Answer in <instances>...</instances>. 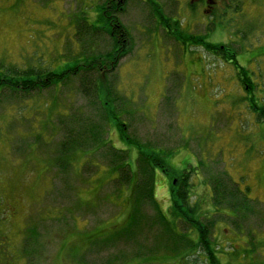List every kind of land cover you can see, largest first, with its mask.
<instances>
[{
  "label": "rangeland",
  "instance_id": "1",
  "mask_svg": "<svg viewBox=\"0 0 264 264\" xmlns=\"http://www.w3.org/2000/svg\"><path fill=\"white\" fill-rule=\"evenodd\" d=\"M104 1L0 0V65L57 70L82 61L85 46L91 56L111 52L105 32L89 39L90 30L106 26L99 18ZM120 2L124 13L113 16L129 32L131 46L111 76L118 98L109 105L113 118L81 93V82L92 84L84 72L27 97L6 91L0 98V264H208L202 249L182 237L188 232L194 241L197 233L187 224L173 226L172 180L190 170L191 202L204 222L215 223L209 239L218 261L264 264V119L252 109L239 68L178 39L203 37L236 52L255 85L253 100L264 109V0H248L238 15L227 10L220 18L203 14V2L195 8L190 0ZM78 22L82 44L76 42ZM67 116L81 124L85 139L98 128L108 145L97 151L94 140L81 139L83 147L73 148L63 172L51 158L61 154L66 137L58 118ZM38 134L50 145L34 143ZM111 147L128 152L134 175L141 150L163 162L164 169L155 167V198L169 229L156 220V207L146 205L135 233L117 235L131 218L133 196L112 172L117 156ZM215 177L233 180L253 213L216 208L209 185Z\"/></svg>",
  "mask_w": 264,
  "mask_h": 264
},
{
  "label": "trees",
  "instance_id": "2",
  "mask_svg": "<svg viewBox=\"0 0 264 264\" xmlns=\"http://www.w3.org/2000/svg\"><path fill=\"white\" fill-rule=\"evenodd\" d=\"M100 7L101 14L99 15V18H106V26L101 29L94 28L90 30L91 28H87L86 30H90V41L92 40V36L100 37L99 32H105L106 34H108L110 36V39H112L113 49L111 50V52L102 55L91 56L89 53H86L87 50L85 46V54L83 55V58H80L82 61L76 62L74 65L70 64L69 61L68 63H66V65H64L63 68H59L57 70L40 67H28L26 69H19L18 67L13 65L9 67L0 65V98H2L4 94H6L4 93L6 91L7 93H10L14 96L20 94L23 97H27V95L33 92L38 93L45 91L53 86L57 87L65 85L71 80V78H73V76L84 72V74H90L91 78L89 80L92 84L87 85L86 83L81 82V93L91 99L95 97L96 100L100 101L103 110L108 112L109 120L110 117L113 118L115 114L113 112H111L112 114L109 113V105L114 106L118 98L114 93L113 82H110V80L112 74L118 68L120 61L128 55V48L131 46V36L126 28L119 22V18H115L113 16V14L117 10L124 13V4L116 6L113 3V0H105ZM78 24L79 22L77 23V33H75L77 37V43L80 42L82 38L81 36L84 33V31L82 30L83 27H81L80 25L78 26ZM79 30L81 31L79 32ZM178 39L183 41V43L186 41H190L195 47H203L205 50H208L215 55L222 56L225 61H228L239 68L241 70V80L248 92L252 95V109L262 117L260 118L261 120L264 119V109H259L255 103V100H253L255 98L253 94L255 85L250 82L247 71H245L244 68L239 67V65L235 61L236 52H230L229 50L231 48H228V46L218 47L217 45L208 44L203 37H188L186 40H184L182 36H179ZM80 43L82 44V42ZM69 54L70 53H67L66 56H69ZM90 71L92 73H90ZM94 71H96V74H93ZM93 77L99 79V84H97L95 87L92 81ZM101 80L105 81L106 83H101ZM75 120V118L68 116L66 119H62L60 117L58 118V122L61 125V130L60 126H58L59 131H61L64 137H66V140L64 139L61 142V148L58 150L61 152V154H59V158L58 156H56L55 159L51 158V162L54 163L55 166L59 167L63 172H66L68 167H70L71 165L72 158H70L69 156L72 154L74 156L75 152H77L78 150L73 148L83 147L84 143L81 142V139L85 141V143L94 140V147L97 151H102L105 146L108 145L100 136L99 131H96L95 133V130L98 128L93 130V134L91 133V135H89V137L85 139L84 133H78V131L81 129L79 128V125L81 124L78 123V126L76 127ZM122 126L125 127L127 132L128 127L124 124H122ZM91 136L92 139H89ZM46 137H49V135L46 134L45 136V141H48L49 138ZM34 139V143H37L39 145L40 143L50 145L49 141L47 143L41 141V134L35 136ZM111 151L113 156H117L116 161H113L114 168L112 172L117 175L118 184L123 188V190L131 189V193L133 196V209L130 211L131 218L128 220V224L126 227L118 229L117 235L120 237L121 233H126L129 231L135 233V228L138 227L143 215L141 214V212L144 210V207L146 205H154L156 207V220L158 219V223L160 221L161 223H163L165 228L167 227V229H169L170 223L162 214V211L159 208L160 205L155 198L154 173L157 168L156 166H161L164 169L163 162L159 158H156L158 156L148 155L141 150L140 156L136 161V173L134 175L131 167L128 165V152L125 150H117L114 147H111ZM193 174L194 171L190 170L187 172H183L181 175L176 176L172 180L170 190V210L173 211L176 220V224H173V226L175 227L177 226V224L180 225L181 223L189 225V231L192 234L197 233V240L193 241L189 239L188 232L186 234L184 233L182 237L189 241V243H192V247H195L198 250L202 249L203 253L207 255L208 264H222L215 256L216 251L214 252L215 248L213 246V242H211L209 239V235L211 234V230L215 223L212 220L208 219V222H204V219L206 218L203 217V213L201 212L200 207L198 205H193L191 202L193 187L191 181ZM209 185L211 187L213 196L212 202L216 208H227L228 210L230 209L229 211H231L233 214H236V216H238L239 213L244 210H249L250 213H253L252 206H249V204H247L249 199L242 195L241 191L237 187L238 185L230 178H211V180H209ZM115 187L118 188L116 184ZM246 216L247 214H243V217ZM179 230L180 229H178V231ZM27 233L28 234H25V245L28 243L29 238L34 237L35 229L28 230ZM33 241L34 240H32L31 245L33 244ZM22 250H24V248Z\"/></svg>",
  "mask_w": 264,
  "mask_h": 264
},
{
  "label": "flooded vegetation",
  "instance_id": "3",
  "mask_svg": "<svg viewBox=\"0 0 264 264\" xmlns=\"http://www.w3.org/2000/svg\"><path fill=\"white\" fill-rule=\"evenodd\" d=\"M115 1H117V0H113L114 4H115ZM120 1H119L118 5L123 4ZM230 1H231V4L229 3V0H198V1L190 0V3H191L192 8H195V6L198 3L203 2L205 5L204 10H203V14L208 13V16H207L208 18H220L223 16L224 12L227 10L233 14L238 15L240 13V10H241L240 4L241 3L246 4L248 2V0H241L238 3H236V6L239 8H235L233 3H234V1H237V0H230ZM118 5H116V6H118ZM156 16L160 17V18H165V16L162 14V12H159V14Z\"/></svg>",
  "mask_w": 264,
  "mask_h": 264
},
{
  "label": "water",
  "instance_id": "4",
  "mask_svg": "<svg viewBox=\"0 0 264 264\" xmlns=\"http://www.w3.org/2000/svg\"><path fill=\"white\" fill-rule=\"evenodd\" d=\"M193 1H198V0H193Z\"/></svg>",
  "mask_w": 264,
  "mask_h": 264
}]
</instances>
